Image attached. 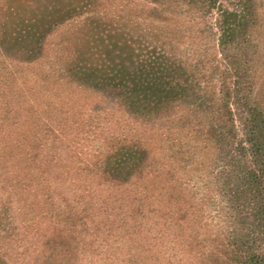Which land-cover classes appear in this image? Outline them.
Listing matches in <instances>:
<instances>
[{
    "label": "rangeland",
    "instance_id": "374dc122",
    "mask_svg": "<svg viewBox=\"0 0 264 264\" xmlns=\"http://www.w3.org/2000/svg\"><path fill=\"white\" fill-rule=\"evenodd\" d=\"M0 264H264V0H0Z\"/></svg>",
    "mask_w": 264,
    "mask_h": 264
},
{
    "label": "trees",
    "instance_id": "16d2710c",
    "mask_svg": "<svg viewBox=\"0 0 264 264\" xmlns=\"http://www.w3.org/2000/svg\"><path fill=\"white\" fill-rule=\"evenodd\" d=\"M20 13H23V11L20 9ZM228 35L232 36L233 33L230 32L228 33V28H226L225 30H223V33H221L220 38H224V42H225V38L229 39ZM230 40V39H229ZM222 110L220 111V117H222V119L224 120V126H225V130L227 131L226 135L230 136L234 134V127L232 125V113L230 111V109L224 104L221 105ZM230 127V128H227ZM258 146V144H256L255 146L252 147V149L256 148ZM255 151V157H258L259 155V148L258 150H254ZM105 173H107V170H104Z\"/></svg>",
    "mask_w": 264,
    "mask_h": 264
}]
</instances>
